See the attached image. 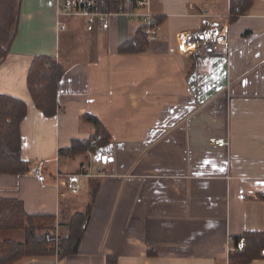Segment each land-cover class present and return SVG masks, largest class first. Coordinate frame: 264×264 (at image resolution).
Wrapping results in <instances>:
<instances>
[{
    "label": "crops",
    "instance_id": "obj_1",
    "mask_svg": "<svg viewBox=\"0 0 264 264\" xmlns=\"http://www.w3.org/2000/svg\"><path fill=\"white\" fill-rule=\"evenodd\" d=\"M58 4L21 0L17 34L0 62V93L27 103L22 156L31 167L0 173V196L21 198L44 216L43 231L64 235L92 186L98 190L77 253L14 264H229L245 232L264 230V0L233 17L230 0H150L159 36L131 52L119 45L136 35L139 15L88 26L59 17ZM218 30L224 35L207 49L200 32ZM38 54L65 67L61 110L52 116L27 83ZM85 113L101 120L109 143L59 157L73 138L95 132ZM40 161L43 181L31 172ZM8 237L23 241L25 232L0 231V240Z\"/></svg>",
    "mask_w": 264,
    "mask_h": 264
},
{
    "label": "trees",
    "instance_id": "obj_2",
    "mask_svg": "<svg viewBox=\"0 0 264 264\" xmlns=\"http://www.w3.org/2000/svg\"><path fill=\"white\" fill-rule=\"evenodd\" d=\"M21 0H0V62L9 53L19 24ZM137 0H131L134 7ZM126 0H104L103 8L118 10L124 7ZM253 0H230L231 9L239 6L241 12L248 9ZM160 21V18H157ZM136 35L119 45L120 52L141 51L148 41ZM65 71L64 64L50 55H35L27 74L29 91L35 105L47 116L55 115L59 107L57 96L59 82ZM27 115V103L24 99L6 93H0V173H24L29 171L30 163L22 156L21 122ZM84 118L95 125V132L88 138H73L69 147L59 149L60 156H75L95 151L106 146L110 133L94 114L85 113ZM98 184L92 186L90 201L84 211L75 212L69 219L67 234H55L53 227L42 230L39 220L42 214H32L25 209L21 198L0 196V231L23 230L25 240L18 241L10 237L0 240V264H14L24 256L48 255L58 253L60 257L79 251L86 226L96 198ZM264 199V193L261 195ZM246 246L242 250L234 249L230 253L229 264H249L254 258L263 257L264 230L245 232ZM239 237L234 239L236 244ZM234 244V245H235Z\"/></svg>",
    "mask_w": 264,
    "mask_h": 264
},
{
    "label": "built area",
    "instance_id": "obj_3",
    "mask_svg": "<svg viewBox=\"0 0 264 264\" xmlns=\"http://www.w3.org/2000/svg\"><path fill=\"white\" fill-rule=\"evenodd\" d=\"M57 15L59 17H82L88 26L99 25L107 27L109 25V19L113 14L127 13L129 16H140L141 22L138 28L137 36L140 39L146 41H153L158 38L160 32V23L153 14V11L150 9V0H137L135 6L133 7L135 11L129 12L125 11V5L128 4L131 0H126L124 7H120L118 10H109L108 8H103L104 0H58ZM138 8H141L138 9ZM131 11V10H130ZM241 8L239 6L235 7L234 10L230 8L227 13V17H233L235 14H241ZM201 40L204 42L205 47L209 49L214 46L213 44L224 35V31L218 30L215 32H200ZM60 111V110H59ZM211 141L217 143L218 145H226L228 143L227 139L224 137H211ZM45 166L44 161L38 162L35 166L32 167L31 172L37 176L38 180L43 181L45 175L43 173ZM90 165L88 162H85L82 165L83 170L89 168ZM77 174H80L77 173ZM60 174L57 173V176ZM77 191L76 188L72 189ZM246 246V241L244 238L238 240L236 248L238 250L244 249Z\"/></svg>",
    "mask_w": 264,
    "mask_h": 264
},
{
    "label": "rangeland",
    "instance_id": "obj_4",
    "mask_svg": "<svg viewBox=\"0 0 264 264\" xmlns=\"http://www.w3.org/2000/svg\"><path fill=\"white\" fill-rule=\"evenodd\" d=\"M72 181H74V182H78L79 183V181L77 180V178H72ZM71 181V182H72ZM80 184V183H79Z\"/></svg>",
    "mask_w": 264,
    "mask_h": 264
}]
</instances>
